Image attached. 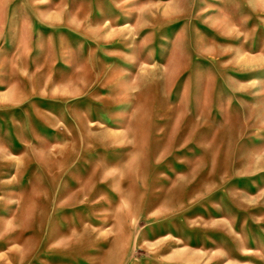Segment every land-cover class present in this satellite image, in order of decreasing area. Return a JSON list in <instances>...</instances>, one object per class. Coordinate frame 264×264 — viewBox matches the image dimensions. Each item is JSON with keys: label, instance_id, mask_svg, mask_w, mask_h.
Here are the masks:
<instances>
[{"label": "rangeland", "instance_id": "374dc122", "mask_svg": "<svg viewBox=\"0 0 264 264\" xmlns=\"http://www.w3.org/2000/svg\"><path fill=\"white\" fill-rule=\"evenodd\" d=\"M0 264H264V0H0Z\"/></svg>", "mask_w": 264, "mask_h": 264}]
</instances>
